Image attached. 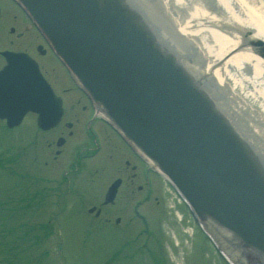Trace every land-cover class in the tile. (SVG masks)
<instances>
[{
	"label": "water",
	"instance_id": "95a60500",
	"mask_svg": "<svg viewBox=\"0 0 264 264\" xmlns=\"http://www.w3.org/2000/svg\"><path fill=\"white\" fill-rule=\"evenodd\" d=\"M15 1L104 118L168 178L220 251L233 264H264V147L259 154L223 110L232 105L226 91L205 74L201 52L171 30L155 0ZM242 38L243 49L264 60V41L248 32ZM4 55L0 119L14 128L36 113L43 130L55 127L62 103L37 65L25 55ZM120 185L112 184L105 204Z\"/></svg>",
	"mask_w": 264,
	"mask_h": 264
},
{
	"label": "rangeland",
	"instance_id": "374dc122",
	"mask_svg": "<svg viewBox=\"0 0 264 264\" xmlns=\"http://www.w3.org/2000/svg\"><path fill=\"white\" fill-rule=\"evenodd\" d=\"M246 1L264 11V0ZM0 9V52L24 50L50 65L54 71L46 67L47 76L71 107L80 95L68 73L47 46V56H37L38 32L20 26L21 13L11 0H0ZM72 116L49 132L38 129L33 115L15 130L0 120V264H226L159 174L149 171L142 175L144 184L141 179L130 184V167L139 173L141 164L118 135L96 122L103 137L85 142L81 124L67 128ZM60 137L65 143L58 147ZM118 177L125 183L117 202L103 206ZM92 207L101 208L102 216L90 214Z\"/></svg>",
	"mask_w": 264,
	"mask_h": 264
},
{
	"label": "bare ground",
	"instance_id": "6f19581e",
	"mask_svg": "<svg viewBox=\"0 0 264 264\" xmlns=\"http://www.w3.org/2000/svg\"><path fill=\"white\" fill-rule=\"evenodd\" d=\"M217 2L224 14H210L207 0H155L153 3L168 20L178 21H171V30L195 48L199 45L203 62L207 63L205 74L212 73L221 92L226 91V99L232 103L227 107L222 104L221 108L226 107L223 110L244 128L247 139L261 153L264 147V60L249 48H240L242 43L234 33L251 29L253 40L264 41V11L252 7L246 0ZM195 71L200 72L196 68Z\"/></svg>",
	"mask_w": 264,
	"mask_h": 264
},
{
	"label": "flooded vegetation",
	"instance_id": "af4514ba",
	"mask_svg": "<svg viewBox=\"0 0 264 264\" xmlns=\"http://www.w3.org/2000/svg\"><path fill=\"white\" fill-rule=\"evenodd\" d=\"M209 4H210L209 7L212 10H217V2H216V0H211ZM15 6L18 8L19 12L21 13V20H20V23H19L20 26H32L33 27L34 26L33 23L29 20V18L26 16V14L20 9V7L17 4H15ZM0 18H1V10H0ZM14 20L17 21V17L16 16H14ZM38 35H39L38 39L41 40V43L36 44L37 47L34 48V49H36V51L38 52L37 56H39V57L44 56L45 57V56H47V53H48L46 48H45V46H47L49 49H50V47H49L47 42L43 39V37L39 33H38ZM15 52H22V53H26L29 56H31L38 63V65L40 67V70H41L43 76L45 77V79L49 82V84H51L54 87V89H57L55 87V85L52 83V81L49 78V76H47V73H48L47 68H49V70L51 69L52 71H54V69L50 65H48L49 67H47L46 64H41L35 58L34 55L28 53L27 51L19 50V51H15ZM50 52L55 57V55L53 54L51 49H50ZM57 79H59V78L57 77ZM65 92H67V91H65ZM78 93H79L80 96H78V95L74 96L73 105L71 107H69L67 105V102L65 101V99H63L64 100V106H65V108H64L65 109L64 118L68 117V115L70 114V115H73L72 118L75 121V122H72V123L71 122L67 123L66 124L67 128L72 129L76 123L77 124H81V127L83 128V131H84L83 139H85L87 137V135L85 134L84 126H85V124H90L94 128V132H92L91 135H93V136L96 135L97 139H99L100 137H103V135L101 134V131L99 130V128L98 127L95 128L93 126L96 123L95 122L96 118L93 120L94 111H93V107H92L91 103L89 102V100L87 99V97L83 93H81V92H78ZM76 108L78 110H76ZM79 116H81V118H79ZM80 120H82V121H80ZM107 128H109V127H107ZM74 133L70 132L69 136H74ZM64 143H65V140L63 141V144ZM129 154H130V157L134 161L138 160L137 157L133 153H130V151H129ZM71 160H73V158ZM126 166L127 167L131 166L130 161L126 162ZM130 169L134 172L130 176V179H129V177L127 178V180L130 182V184H136L137 181H139L140 179L142 180L141 168L139 169V173L140 174L137 172V166H131ZM122 179L125 182L124 178H122ZM139 189L142 190V187L140 186Z\"/></svg>",
	"mask_w": 264,
	"mask_h": 264
}]
</instances>
